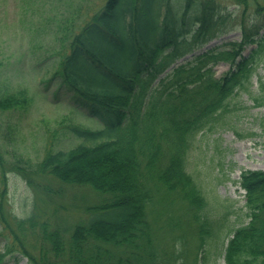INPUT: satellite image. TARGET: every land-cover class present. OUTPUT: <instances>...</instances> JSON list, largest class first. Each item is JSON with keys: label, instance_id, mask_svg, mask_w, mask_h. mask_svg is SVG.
Here are the masks:
<instances>
[{"label": "trees", "instance_id": "obj_1", "mask_svg": "<svg viewBox=\"0 0 264 264\" xmlns=\"http://www.w3.org/2000/svg\"><path fill=\"white\" fill-rule=\"evenodd\" d=\"M171 1L40 0L47 14L30 33L32 50L41 52L32 68L43 74L37 94L69 109L45 135L40 158L12 147L20 128L11 117L34 99L26 86L11 85L0 61V264L18 255L27 264H204L202 248L221 226L186 170L187 154L232 96L246 92L264 106V82L258 79L261 101L249 89L264 62V0H229L241 10L239 42L173 67L213 37L205 35L219 10L215 0H175L172 12ZM247 45L255 48L245 55ZM218 63L229 65L220 76ZM77 110L100 127L76 122ZM66 137L79 143L54 149ZM8 173L23 178L42 204L60 195L52 181L87 187L100 202L73 223L38 204L8 221ZM240 185L250 221L233 232L224 260L264 264V171L242 173Z\"/></svg>", "mask_w": 264, "mask_h": 264}, {"label": "rangeland", "instance_id": "obj_2", "mask_svg": "<svg viewBox=\"0 0 264 264\" xmlns=\"http://www.w3.org/2000/svg\"><path fill=\"white\" fill-rule=\"evenodd\" d=\"M99 1L96 0L97 3ZM171 2V11L175 12L177 8L175 0ZM215 2L220 7V12L214 17V23L205 38L214 35L209 42L196 48L194 54L217 48L225 42L239 41L241 10L229 0ZM40 7V0H0V61L3 64L1 70L12 78L11 85L27 86L34 99L26 113L14 116V121L18 122L20 129L12 147L17 153L32 159L43 155L45 145L50 140V137L45 139V135L50 136L56 122L68 112L62 105H52L36 93V80L43 74L38 71L37 75L32 68L35 66L34 52L36 56L41 52L38 49L32 50L31 45L36 41L32 39L30 33L39 18H44L47 14V9L43 8L41 15ZM249 9L251 11L247 14L254 17L253 5H250ZM263 32L264 29L260 34ZM44 39L47 42L49 37L45 35ZM254 48L255 46H246L243 51L247 54ZM262 56L264 58V51ZM190 58L191 55H188L184 60ZM227 69V64L218 63L214 67V72L218 76ZM259 78L264 82V62L257 67L250 80L252 95L261 101L263 96L259 94L257 88ZM227 102L228 111L217 114L216 119L195 137L187 157V170L206 191L207 201L211 207L215 201L217 204L213 206L219 208L214 209V218L221 227H215L217 230L215 239L209 248L205 245L203 249L206 264H212L227 235L249 221L248 209L245 207V192L239 186L241 172L264 170V106H254L253 98L246 92L231 97ZM77 118L81 123L91 125L85 118L78 116ZM58 143L60 148H68L78 141L66 138ZM15 174L8 175V192L4 199L5 216L8 221L13 217L26 216L36 200L32 188L27 187L23 179ZM50 184L54 190L63 191L51 204V207L56 208L62 216H80L85 206L100 202V198L88 188H74L76 186L56 182ZM218 204L225 207L222 208ZM228 208L232 213L227 219L224 215ZM6 264H27V259L21 255L18 259L7 258ZM214 264H224L221 255Z\"/></svg>", "mask_w": 264, "mask_h": 264}]
</instances>
